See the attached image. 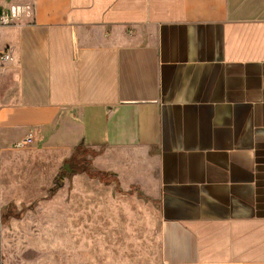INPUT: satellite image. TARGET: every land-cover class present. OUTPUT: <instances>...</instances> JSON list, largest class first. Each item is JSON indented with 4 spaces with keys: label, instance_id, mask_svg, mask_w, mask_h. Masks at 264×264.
I'll list each match as a JSON object with an SVG mask.
<instances>
[{
    "label": "crops",
    "instance_id": "crops-1",
    "mask_svg": "<svg viewBox=\"0 0 264 264\" xmlns=\"http://www.w3.org/2000/svg\"><path fill=\"white\" fill-rule=\"evenodd\" d=\"M17 5L0 20V248L4 162L32 134L60 165L84 142L157 198L161 264H264V0H0V17Z\"/></svg>",
    "mask_w": 264,
    "mask_h": 264
},
{
    "label": "rangeland",
    "instance_id": "rangeland-1",
    "mask_svg": "<svg viewBox=\"0 0 264 264\" xmlns=\"http://www.w3.org/2000/svg\"><path fill=\"white\" fill-rule=\"evenodd\" d=\"M25 151L11 156L13 164L4 162L1 259L10 264H161L155 196L96 168L91 156L92 166L112 174L116 183L87 173L61 174L55 155L37 152L33 145Z\"/></svg>",
    "mask_w": 264,
    "mask_h": 264
},
{
    "label": "trees",
    "instance_id": "trees-1",
    "mask_svg": "<svg viewBox=\"0 0 264 264\" xmlns=\"http://www.w3.org/2000/svg\"><path fill=\"white\" fill-rule=\"evenodd\" d=\"M96 152L86 147L84 142H81L74 150L71 157L63 163V166L60 170L61 174H78V173H87L90 177L98 178L100 181L105 182L106 184H114L116 180H111L113 176L108 172H104L98 169H95L92 166L91 159L89 156H95ZM114 177V176H113Z\"/></svg>",
    "mask_w": 264,
    "mask_h": 264
},
{
    "label": "built area",
    "instance_id": "built-area-1",
    "mask_svg": "<svg viewBox=\"0 0 264 264\" xmlns=\"http://www.w3.org/2000/svg\"><path fill=\"white\" fill-rule=\"evenodd\" d=\"M22 13V7L17 5L13 6L10 9L3 11L0 20L2 23H10L14 18H18L19 15ZM4 59V55L0 54V61ZM33 143V136L29 134L26 138L22 139L21 141L15 144V148L21 149L28 147Z\"/></svg>",
    "mask_w": 264,
    "mask_h": 264
}]
</instances>
